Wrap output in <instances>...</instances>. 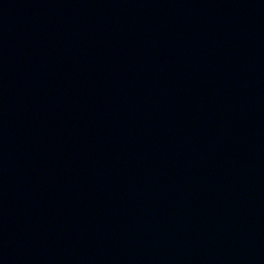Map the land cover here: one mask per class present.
<instances>
[{"label": "water", "instance_id": "95a60500", "mask_svg": "<svg viewBox=\"0 0 264 264\" xmlns=\"http://www.w3.org/2000/svg\"><path fill=\"white\" fill-rule=\"evenodd\" d=\"M0 264H264V0H0Z\"/></svg>", "mask_w": 264, "mask_h": 264}]
</instances>
